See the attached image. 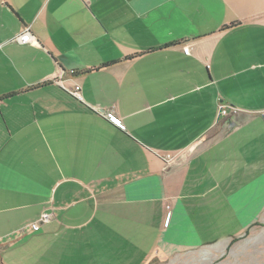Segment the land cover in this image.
I'll use <instances>...</instances> for the list:
<instances>
[{
  "label": "crops",
  "instance_id": "1",
  "mask_svg": "<svg viewBox=\"0 0 264 264\" xmlns=\"http://www.w3.org/2000/svg\"><path fill=\"white\" fill-rule=\"evenodd\" d=\"M247 235L264 0H0V264H204Z\"/></svg>",
  "mask_w": 264,
  "mask_h": 264
},
{
  "label": "rangeland",
  "instance_id": "2",
  "mask_svg": "<svg viewBox=\"0 0 264 264\" xmlns=\"http://www.w3.org/2000/svg\"><path fill=\"white\" fill-rule=\"evenodd\" d=\"M247 237L250 238L241 240L234 245L231 242L225 250L217 251L219 256L213 255L214 259L212 261L205 260L204 264H264V256L260 257V261L256 259L258 254H264V240L259 242L258 239L262 237L256 236L255 238L258 239H254L250 235ZM160 264H172V261Z\"/></svg>",
  "mask_w": 264,
  "mask_h": 264
},
{
  "label": "built area",
  "instance_id": "3",
  "mask_svg": "<svg viewBox=\"0 0 264 264\" xmlns=\"http://www.w3.org/2000/svg\"><path fill=\"white\" fill-rule=\"evenodd\" d=\"M33 36L32 34L30 33L29 31V28L26 27L21 33H19L16 37H15V40L21 42V43H33ZM69 92L74 95L76 98H81V95H80V86L79 85H74L73 88L69 89ZM223 113H225V111L223 110L222 111ZM116 123L119 124L118 120H115ZM50 218V214L48 212H42L40 214V217L38 219V221L34 222L31 224V227L33 230H38L39 228V223L40 221L43 222V221H46Z\"/></svg>",
  "mask_w": 264,
  "mask_h": 264
},
{
  "label": "trees",
  "instance_id": "4",
  "mask_svg": "<svg viewBox=\"0 0 264 264\" xmlns=\"http://www.w3.org/2000/svg\"><path fill=\"white\" fill-rule=\"evenodd\" d=\"M232 24H229V25H225L223 28H227V27H229V26H231Z\"/></svg>",
  "mask_w": 264,
  "mask_h": 264
}]
</instances>
